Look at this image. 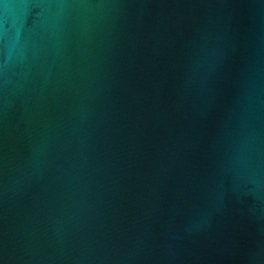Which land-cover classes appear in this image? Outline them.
<instances>
[{"label":"water","instance_id":"95a60500","mask_svg":"<svg viewBox=\"0 0 264 264\" xmlns=\"http://www.w3.org/2000/svg\"><path fill=\"white\" fill-rule=\"evenodd\" d=\"M0 264H264V0H0Z\"/></svg>","mask_w":264,"mask_h":264}]
</instances>
